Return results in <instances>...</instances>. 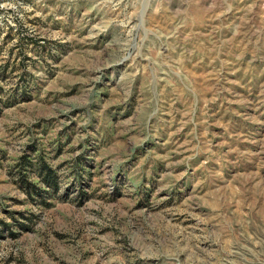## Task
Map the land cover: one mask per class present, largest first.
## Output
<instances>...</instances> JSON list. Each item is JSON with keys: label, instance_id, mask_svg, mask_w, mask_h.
Listing matches in <instances>:
<instances>
[{"label": "rangeland", "instance_id": "obj_1", "mask_svg": "<svg viewBox=\"0 0 264 264\" xmlns=\"http://www.w3.org/2000/svg\"><path fill=\"white\" fill-rule=\"evenodd\" d=\"M0 264H264V0H0Z\"/></svg>", "mask_w": 264, "mask_h": 264}]
</instances>
